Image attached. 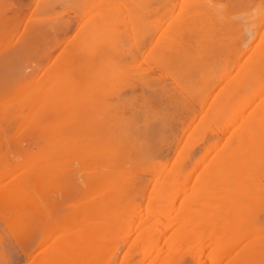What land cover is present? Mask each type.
Wrapping results in <instances>:
<instances>
[{"label": "bare ground", "instance_id": "6f19581e", "mask_svg": "<svg viewBox=\"0 0 264 264\" xmlns=\"http://www.w3.org/2000/svg\"><path fill=\"white\" fill-rule=\"evenodd\" d=\"M13 250L264 264V0H0Z\"/></svg>", "mask_w": 264, "mask_h": 264}, {"label": "rangeland", "instance_id": "374dc122", "mask_svg": "<svg viewBox=\"0 0 264 264\" xmlns=\"http://www.w3.org/2000/svg\"><path fill=\"white\" fill-rule=\"evenodd\" d=\"M6 238L8 239V237H6V236L4 237L5 242H6L5 245L8 244V245L10 246V243H8L10 238H9L7 241H6ZM11 240H12V239H11ZM13 240H14V239H13ZM13 243H15V244L17 245V242H16V241L13 242ZM9 246H5V247L7 248V247H9ZM15 247H17V246H15ZM9 248H10V250H12L11 247H9ZM17 250H18V249H17ZM14 252H16V251L13 250V253H11V254H13V256H14L13 258L16 259V260H15V261H12V263L15 262V264H23V263H22V260H23L22 255H21V259H22V260H19L20 258L18 259V257H15L16 254H14ZM17 255H19V257H20V254H17ZM17 255H16V256H17ZM0 259H1V257H0ZM14 259H13V260H14ZM0 262H1V261H0Z\"/></svg>", "mask_w": 264, "mask_h": 264}]
</instances>
